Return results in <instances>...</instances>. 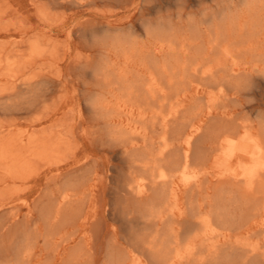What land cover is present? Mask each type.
<instances>
[{
	"label": "bare ground",
	"instance_id": "1",
	"mask_svg": "<svg viewBox=\"0 0 264 264\" xmlns=\"http://www.w3.org/2000/svg\"><path fill=\"white\" fill-rule=\"evenodd\" d=\"M246 6L256 9L250 0ZM256 25L249 21L241 30ZM127 66L110 69L107 91L94 101L107 135L100 196L106 227L113 226L110 264H264V105L251 98L264 66L231 65L220 74L223 65H193V74H202L197 84L188 78L189 65H171L177 78L170 65ZM96 178L78 174L43 209L50 239L59 240L63 222L89 220L84 203L88 196L95 202L88 186ZM17 223L1 225L0 237L12 235ZM41 236L40 226L22 230L20 245L0 248V264L30 262ZM78 255L69 264H85Z\"/></svg>",
	"mask_w": 264,
	"mask_h": 264
},
{
	"label": "rangeland",
	"instance_id": "2",
	"mask_svg": "<svg viewBox=\"0 0 264 264\" xmlns=\"http://www.w3.org/2000/svg\"><path fill=\"white\" fill-rule=\"evenodd\" d=\"M250 1L256 5L253 12L248 0H0V226L18 222L12 235L0 237V248L11 242L20 245L22 230L33 232L40 226L44 236L26 264H69L79 253L85 264L109 262L113 226L106 227L100 196L107 135L94 107L107 91V74L127 65L136 70L170 65L173 73L178 68L171 65H223L220 74L231 65L264 66V0ZM249 21L257 24L254 30L242 31ZM144 24L151 26L148 37L122 54L105 57L88 43L93 33L105 30L133 28L144 37ZM170 44L173 48L164 49ZM191 67L188 78L197 84L202 74H193ZM255 77L259 87L251 98L264 105V73ZM89 171L97 176L88 186L94 189L95 202L90 205L88 196L84 203L89 220L63 222L59 240L50 239L43 209L72 178Z\"/></svg>",
	"mask_w": 264,
	"mask_h": 264
},
{
	"label": "clouds",
	"instance_id": "3",
	"mask_svg": "<svg viewBox=\"0 0 264 264\" xmlns=\"http://www.w3.org/2000/svg\"><path fill=\"white\" fill-rule=\"evenodd\" d=\"M155 23L156 21L152 22V24ZM143 27L145 29L144 37L136 33L133 28L123 31L105 30L103 32L93 33L88 43L97 50L103 52L105 57L109 55H119L126 50H130L131 46L137 44L140 40L148 37L151 26L149 24H144ZM93 74L95 76L96 72Z\"/></svg>",
	"mask_w": 264,
	"mask_h": 264
}]
</instances>
